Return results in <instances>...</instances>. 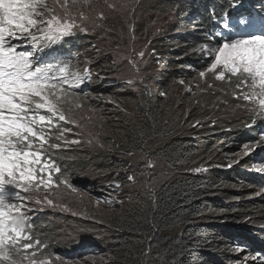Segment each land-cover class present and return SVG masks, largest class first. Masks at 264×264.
Segmentation results:
<instances>
[{"label": "trees", "instance_id": "16d2710c", "mask_svg": "<svg viewBox=\"0 0 264 264\" xmlns=\"http://www.w3.org/2000/svg\"><path fill=\"white\" fill-rule=\"evenodd\" d=\"M183 2L186 10L181 19L190 16L186 19L188 31L151 40L154 53L166 63L151 77L157 89L142 87L122 95L132 103L131 110H117L115 119L103 121L99 137L104 146L94 150L92 159H67L69 154L60 152L66 159L58 163L70 182L88 183L79 174L93 160L104 181L120 178L127 183L122 192L125 204L115 211L88 205L79 222L94 236L72 245L56 242L53 230H39L45 217L35 216L32 235L43 241L47 251L80 256L95 244L105 248L110 264H264V175L251 170L264 149L260 147L239 164L227 167L237 148L260 139L264 120L229 117V113L219 117L226 108L222 107L224 99L218 100L216 94L204 93L199 99L169 90L173 79L190 77V67H205L194 49L208 42L204 33L222 31L214 24L212 10L220 23L225 12L232 17L248 13L245 5L259 1L240 0L238 9L232 7L234 0ZM109 17L116 29L120 19ZM92 39L88 33L77 32L55 46L52 55L72 62L74 52ZM139 131L147 134L144 158L136 147ZM128 151L135 155H127ZM154 158L165 166V181L155 188L139 185L151 170L147 161ZM196 168L206 170L197 173ZM128 175H134L136 182H130ZM235 246L240 248L238 253ZM246 255L259 259L245 261ZM83 256L89 259L93 253Z\"/></svg>", "mask_w": 264, "mask_h": 264}, {"label": "snow or ice", "instance_id": "6c2138e0", "mask_svg": "<svg viewBox=\"0 0 264 264\" xmlns=\"http://www.w3.org/2000/svg\"><path fill=\"white\" fill-rule=\"evenodd\" d=\"M99 3L100 0H0V264H55L43 254V242L33 237L29 213L33 211L31 205L69 210L58 202L65 199L68 190L75 193L77 189L58 160L66 159L60 155L62 150L81 143L67 137L73 132L67 125L84 129L80 121L85 117L78 118L76 113L83 107L80 96L87 99L88 93L75 89L90 81L91 74L88 68L80 71L52 53L55 46L77 32L87 33L89 26L93 31L103 27L110 18L105 11L96 15L86 11L95 12ZM103 3L109 12H114L127 8L132 0H118L119 8L116 2ZM232 7L238 9L240 0H234ZM212 16L222 31L204 33L208 42L194 49L205 62L195 89H215L209 76L226 82L233 88L236 107L251 112L253 120H264V11L254 15L239 13L235 18L225 12L220 23L214 10ZM137 55L143 58L144 52ZM129 63L139 76L136 62L129 58ZM200 81L205 88H201ZM187 91L195 95L192 87ZM145 136L144 131L137 133L136 147L142 158ZM258 147H264V134L254 143L244 144L239 158L231 160L227 167L239 164ZM127 155L135 152L128 151ZM146 166L153 167L152 161L148 160ZM205 170L194 169L197 173ZM253 170L264 175V163L253 165ZM127 179L136 182L134 175ZM115 187L121 186L117 183ZM104 203L111 204L113 200L106 199Z\"/></svg>", "mask_w": 264, "mask_h": 264}, {"label": "rangeland", "instance_id": "374dc122", "mask_svg": "<svg viewBox=\"0 0 264 264\" xmlns=\"http://www.w3.org/2000/svg\"><path fill=\"white\" fill-rule=\"evenodd\" d=\"M109 2L118 3V0H109ZM250 5L257 9V12L264 11V6L260 3ZM256 5L260 6L256 7ZM102 10L105 11L106 15L114 17L118 21L120 19L119 26L114 29L110 25V18L104 22L103 27L97 28L94 31L89 26L87 33L93 37L90 40L91 44L78 48L71 56L72 62H69L74 68L80 71L88 68L91 74L90 81L85 82L81 88L75 89L76 92L88 93V98L86 99L83 95L80 96L79 99L83 107L76 113L78 118L81 116L85 117V119L80 121L84 125V129L81 130L73 125H67V127L73 128V132L68 133L67 137L81 141L79 145H72L71 148L62 150L64 154L67 152L71 158L89 157L92 159L94 150H100L104 146L102 139L99 137L103 121H107L109 118L115 119L113 116H115L117 110L120 113L130 112L131 110L132 103L127 100L128 97H125L126 100L122 97L125 92H137L142 87H146V89H157L151 77L158 70L164 69L166 63L163 58L156 56L154 53L152 48L153 41L151 40L165 33L184 34L189 29L186 24V19L190 16L184 20L181 19L182 14L186 10L183 0H132V3L127 8L114 12H109L103 0H100L95 12H91L90 10L86 11H89L91 15H96L97 12ZM73 11L75 12L76 9H73ZM107 29L111 30L108 31ZM141 51L144 52L143 58L137 55ZM129 58L134 60L139 67V76L133 65L129 63ZM86 60L88 63L85 62ZM199 71L200 69L190 67V77L187 79H173L174 84L169 90L181 92L185 95H192L187 91L189 87H192L195 92L193 97L199 99L204 93L209 95L216 94L218 100L224 99L225 104L222 107L226 108V110L220 112L221 115L219 117H225L226 113H229V117L235 118H242L244 116L252 117V113L247 109L236 107L238 101L234 100L231 95L233 88L226 82L214 81L209 76V80L215 84V89L206 91L196 90L195 84L199 80ZM129 80L133 81V83L129 84ZM200 86L201 88H205L203 81H200ZM239 103L243 102L239 101ZM88 118H91V122L88 121ZM257 121L261 120L257 119ZM89 132L93 134L91 137L88 135ZM261 134H264V127L259 131V136ZM89 139H92L91 144L88 143ZM261 149H264V147ZM235 151L234 156L230 158L231 160L239 158V154L243 151V146L237 148ZM254 153L255 151L251 155ZM262 155L256 157L253 165L264 163V151ZM92 161L89 167L83 173L79 174V177L87 179L89 182L85 185H80L71 181L70 183L77 189V192L73 193L68 190L65 199L58 202L66 204L69 209L68 211L61 210V208L57 207L31 205L33 211L29 213L30 218L32 219L35 216L40 218L45 217V220L42 222L43 225H40L39 230L42 227H44L45 231L53 230L57 237L56 242L60 241L72 245L81 243L86 237L94 236V233L88 227L79 222L82 221L80 215H84L88 205L115 211V209H120L125 204V199L122 198V192L127 183H124L120 178L113 179L111 182L104 181L99 176L98 168L100 166L95 165L94 167ZM152 164L153 167H151L145 179L148 176L150 177L146 180H139L140 183L138 181L137 184L145 185L147 182V187L155 188L165 181V172L167 171L165 170L164 164L157 158L152 159ZM253 165L251 168L252 171H254ZM152 176L153 179H151ZM149 180L153 181L149 183ZM117 183L121 186L118 189L115 187ZM106 199L113 200V203H104ZM97 200L100 201L99 204H97ZM116 201H122L123 203H117ZM84 204L85 208H83ZM73 212L76 215H73ZM88 240L93 243L96 239ZM233 248L237 251L236 253L240 251L239 247L236 248L235 246ZM42 251L45 256L52 258L55 264H110L111 262L105 248L103 246L98 247L95 244L89 246L83 253H93V257L89 259L84 258L83 254L80 256H71L67 253L50 252L45 247ZM57 256L60 257L59 260L55 259ZM245 257V261H257L259 259L256 257L253 260L252 257L254 256L251 255H246Z\"/></svg>", "mask_w": 264, "mask_h": 264}, {"label": "bare ground", "instance_id": "6f19581e", "mask_svg": "<svg viewBox=\"0 0 264 264\" xmlns=\"http://www.w3.org/2000/svg\"><path fill=\"white\" fill-rule=\"evenodd\" d=\"M147 135V134H146ZM154 135V134H153ZM232 186V185H231Z\"/></svg>", "mask_w": 264, "mask_h": 264}]
</instances>
